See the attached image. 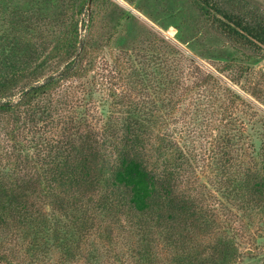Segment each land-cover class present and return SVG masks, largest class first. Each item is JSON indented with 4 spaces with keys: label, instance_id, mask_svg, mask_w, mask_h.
<instances>
[{
    "label": "trees",
    "instance_id": "1",
    "mask_svg": "<svg viewBox=\"0 0 264 264\" xmlns=\"http://www.w3.org/2000/svg\"><path fill=\"white\" fill-rule=\"evenodd\" d=\"M107 2L0 0V127L10 123L0 129L6 142L0 152V263L96 264L117 230L127 238L132 264H238L230 236L202 247L197 241L218 219L204 195L194 194L203 186L176 136V112L203 107L207 113L206 105L227 94L220 117L212 108L207 122L228 128L221 146L227 161L239 144L233 188L240 208H254L263 221L264 121L247 119L239 108V136L233 133L229 108L236 100L251 103L147 26L151 37L137 45L142 54L110 53L116 80L103 116L94 89L82 84L78 91L75 84L88 82L100 48L112 38L96 39L97 14L114 4ZM195 5L210 31L237 52L233 60L264 58V4ZM24 128L30 132L25 141ZM126 251L114 250L118 264Z\"/></svg>",
    "mask_w": 264,
    "mask_h": 264
},
{
    "label": "rangeland",
    "instance_id": "2",
    "mask_svg": "<svg viewBox=\"0 0 264 264\" xmlns=\"http://www.w3.org/2000/svg\"><path fill=\"white\" fill-rule=\"evenodd\" d=\"M107 1L114 4L97 14L96 39L103 41L108 33L112 34V38L109 45L100 48L95 60L96 67L85 79L88 82L85 83L83 80L75 84L78 91H81L82 84L85 89L87 85L94 89L92 100L103 116L110 101L108 87L111 86L110 82L116 80L111 78L114 59L110 53L126 50L130 54H135L139 50L138 40L144 35L146 39L151 37L147 34V26L176 42L195 63L214 72L251 103L249 105L246 101L242 103L236 100L233 102L234 108H229L233 109L231 117L236 121L233 133L239 136V108L247 119L264 121V101L253 94L259 93L260 89V95L264 97V80H259L264 73V58L252 62L245 61L244 56H238L233 60V55H237V52L210 31L196 9L195 0H105L108 4ZM258 1L264 4V0ZM125 12H128L126 17L123 16ZM138 53L142 54V51L139 50ZM220 67L227 68L223 72H218L216 68ZM96 79L98 85L95 84ZM208 98L209 95H205V99ZM228 99L225 93L218 95L214 104L206 105L207 113L202 110L203 107L197 112L196 108L188 107L176 112L178 122L175 132L179 133L176 136H180L181 144L195 160L193 163L195 174L203 186L194 194L198 197L204 195L203 204L207 209H211L218 219L212 233L203 235L201 240L197 241L202 243V247L207 242L212 245L217 237L230 236L239 252L238 264H264L263 218L254 208H240L238 195L233 188L239 178V144L230 148L234 158L227 161L224 152L221 153V146L223 147L224 133L228 128L215 129L207 122L212 108L217 110L214 115L220 117L222 107L226 105ZM256 107L263 112L258 111ZM2 127L0 129L4 132L10 127V123H4ZM20 134L25 141L30 132L24 128ZM0 145L1 152L4 147L6 148V142L0 141ZM23 147H27V143ZM114 235L112 242L105 244L96 264H118L114 259V250H127L129 243L123 233L116 230ZM128 254L129 251L121 254L120 260L124 264L134 262L127 256Z\"/></svg>",
    "mask_w": 264,
    "mask_h": 264
},
{
    "label": "water",
    "instance_id": "3",
    "mask_svg": "<svg viewBox=\"0 0 264 264\" xmlns=\"http://www.w3.org/2000/svg\"><path fill=\"white\" fill-rule=\"evenodd\" d=\"M91 0H89V4H90Z\"/></svg>",
    "mask_w": 264,
    "mask_h": 264
}]
</instances>
